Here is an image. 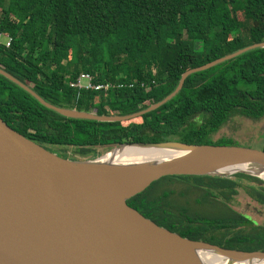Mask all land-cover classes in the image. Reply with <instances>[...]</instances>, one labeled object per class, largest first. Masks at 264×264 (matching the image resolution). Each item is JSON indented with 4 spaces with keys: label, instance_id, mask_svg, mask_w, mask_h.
<instances>
[{
    "label": "trees",
    "instance_id": "trees-1",
    "mask_svg": "<svg viewBox=\"0 0 264 264\" xmlns=\"http://www.w3.org/2000/svg\"><path fill=\"white\" fill-rule=\"evenodd\" d=\"M2 32L13 40L10 46L0 43V67L47 102L123 116L163 100L186 71L263 42L264 0H0ZM83 72L115 86L107 92L77 90L70 82ZM0 115L47 147L74 146L73 158L98 156L127 142L234 145L231 138L212 135L236 116L264 118V47L191 73L172 99L123 121L66 117L0 73ZM169 180L207 195L239 183L211 175L165 176L128 204L185 237L264 250V230L206 234L204 226L247 223L240 213L214 220L180 204L174 189L159 191ZM247 190L264 204V186Z\"/></svg>",
    "mask_w": 264,
    "mask_h": 264
},
{
    "label": "water",
    "instance_id": "water-1",
    "mask_svg": "<svg viewBox=\"0 0 264 264\" xmlns=\"http://www.w3.org/2000/svg\"><path fill=\"white\" fill-rule=\"evenodd\" d=\"M257 47H264V41L186 71L177 88L163 100L123 116L54 105L1 67L0 73L66 117L123 121L172 99L191 73ZM136 145L158 146L176 154L154 171L139 170L128 176L140 178L143 185L124 198L113 190V182L118 179L96 163L118 148ZM202 165H246L250 170L209 172L201 170ZM263 165L262 149L180 141L127 142L98 156L73 158L24 136L0 115V264H203L193 244L208 246L224 255H264V250L230 249L185 237L128 204V199L165 176L231 178L246 174L264 180L260 173Z\"/></svg>",
    "mask_w": 264,
    "mask_h": 264
},
{
    "label": "bare ground",
    "instance_id": "bare-ground-1",
    "mask_svg": "<svg viewBox=\"0 0 264 264\" xmlns=\"http://www.w3.org/2000/svg\"><path fill=\"white\" fill-rule=\"evenodd\" d=\"M175 154L176 152L158 146H123L108 153L98 160L96 164L105 171L114 174L113 176L118 180L115 182L111 180V182H113V190L118 196L125 198L143 185L140 182V178L130 179L127 178L128 176H131L133 172L135 173L139 170L144 172L154 171L161 164L171 160ZM236 169L250 170L246 165H237L227 168H218L213 165L201 166V170L209 172H230ZM251 171H257V169ZM260 173L264 177V165ZM193 245H195L194 251L198 254L203 264H264V255L242 257L235 256L234 254L224 255L202 244Z\"/></svg>",
    "mask_w": 264,
    "mask_h": 264
},
{
    "label": "flooded vegetation",
    "instance_id": "flooded-vegetation-1",
    "mask_svg": "<svg viewBox=\"0 0 264 264\" xmlns=\"http://www.w3.org/2000/svg\"><path fill=\"white\" fill-rule=\"evenodd\" d=\"M134 85L135 84L129 86L133 87ZM231 178L238 180L239 182L237 185H234V189L227 191L215 190L213 194L210 195H207L204 191H199L200 193L198 197H196L195 202L197 205L201 206H199L200 212H202L203 215L205 214L209 218L211 217L214 218V220H220L222 217L221 215L227 214V216L229 217L234 215L235 213H240L247 224L241 226H233L231 223H229L225 226H204L202 228L206 231V234L209 235L213 233L218 236L220 235V233L237 231L242 229L251 232V230H253L252 227L255 228V230H264L262 224H258L260 223L258 222L260 221L259 218H261V216H264V204L261 202V200L256 194L250 192L249 193L251 195L247 193V196L249 197L248 200L240 198V196H238L239 191L237 189L239 186L251 188L252 186H264V184L256 180H252L251 176H233ZM241 179H245L246 181L251 182V184L242 185L240 182ZM205 195L207 196L206 198L203 197ZM191 205L193 206V204L186 206H189L193 209Z\"/></svg>",
    "mask_w": 264,
    "mask_h": 264
},
{
    "label": "rangeland",
    "instance_id": "rangeland-1",
    "mask_svg": "<svg viewBox=\"0 0 264 264\" xmlns=\"http://www.w3.org/2000/svg\"><path fill=\"white\" fill-rule=\"evenodd\" d=\"M223 136L231 138L234 145L236 146H243V147H248V148L252 147V148L260 149L262 148L261 146L264 145V118L260 121H253L246 117L236 116L231 122L226 124L219 131L215 132L212 135V139L217 140ZM52 147L60 153L63 152L65 154V151H66L67 153L70 154L71 157L74 153L73 152L74 146L72 145L65 146V147L53 145L49 148L53 149ZM99 151L102 152L103 149L99 148ZM102 153L104 154L105 152H102ZM259 179L262 181L261 183L264 184V180H262L261 178ZM240 182L242 185L251 184V182L246 181L245 179H241ZM247 188L248 187H241V186L237 188L239 191L238 196H240V198L246 199V200L249 199V197L247 196V193H249ZM162 189H174L176 191V193L174 194V197L180 204L182 205L193 204V206L192 205L191 206L195 208V210L199 209L200 205L196 204L195 199L196 197H198L199 193L201 192L200 190L189 189V186L187 183L181 182L178 180L166 181L160 187L159 191H161ZM259 219L260 221L258 222L260 223L258 224H262V226L264 227V216H261V218Z\"/></svg>",
    "mask_w": 264,
    "mask_h": 264
},
{
    "label": "built area",
    "instance_id": "built-area-1",
    "mask_svg": "<svg viewBox=\"0 0 264 264\" xmlns=\"http://www.w3.org/2000/svg\"><path fill=\"white\" fill-rule=\"evenodd\" d=\"M12 40L13 37L10 34L4 32L0 33V43L10 46ZM70 85L77 90L88 89L101 92H107L111 87L115 86L112 82H95L93 75L86 72L81 73L76 80L71 81ZM119 86H123V84H119Z\"/></svg>",
    "mask_w": 264,
    "mask_h": 264
}]
</instances>
